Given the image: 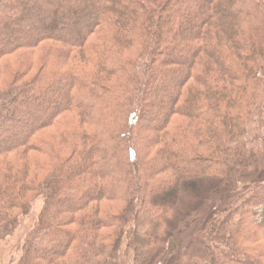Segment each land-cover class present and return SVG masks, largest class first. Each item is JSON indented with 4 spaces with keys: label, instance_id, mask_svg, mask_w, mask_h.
Listing matches in <instances>:
<instances>
[{
    "label": "trees",
    "instance_id": "obj_1",
    "mask_svg": "<svg viewBox=\"0 0 264 264\" xmlns=\"http://www.w3.org/2000/svg\"><path fill=\"white\" fill-rule=\"evenodd\" d=\"M1 81L0 244L25 224L17 264H160L167 194L264 173V0H0ZM235 200L181 264H264V180Z\"/></svg>",
    "mask_w": 264,
    "mask_h": 264
},
{
    "label": "rangeland",
    "instance_id": "obj_2",
    "mask_svg": "<svg viewBox=\"0 0 264 264\" xmlns=\"http://www.w3.org/2000/svg\"><path fill=\"white\" fill-rule=\"evenodd\" d=\"M72 23L73 25H78V23L82 24V20L77 23L76 19L75 21H72ZM14 67L16 69L20 67L17 61L15 62ZM31 70L34 74L36 69ZM32 73L30 76L33 75ZM7 80H10V78ZM3 85V81H1L0 90H4ZM144 121L150 122L147 118H145ZM152 154H154V152L151 149L148 151V155L146 157L152 158ZM43 180L44 177L41 176L39 181L42 182ZM263 180V172H247L241 177L237 188L216 190L214 189V186L202 187L203 184L195 186L186 184L178 190H174L172 193L167 194L164 197L165 202L173 199L172 197L174 196H177L178 198V203L174 206L177 212L178 220L173 222V226L171 225L172 231H174L172 235H174V238L176 239V245L172 247V252L166 261L160 264H181L185 255L190 253L194 255L201 254L200 248L204 240L203 236L213 217L220 211H223L227 206L233 204L236 201L235 199H237L238 193L241 194L245 189ZM198 188L199 190H196ZM32 195V199L34 201L33 210L37 215L43 208L45 196L42 193ZM102 208L108 209L107 202L102 204ZM119 211L120 209H116L114 210V213H118ZM197 212H199L198 218L193 219L194 221L186 229L181 230L180 227L178 228L179 224L192 217ZM121 220L122 222H126L125 219ZM25 221L27 222V220ZM24 225L25 224H23L21 228L16 229L12 235L1 240L0 264H17L18 253L21 247V239L25 233ZM161 253L162 249L159 250L157 255L159 256ZM216 263L218 264V261H216ZM151 264H154V262Z\"/></svg>",
    "mask_w": 264,
    "mask_h": 264
}]
</instances>
